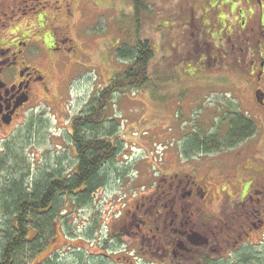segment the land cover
I'll return each instance as SVG.
<instances>
[{
    "label": "rangeland",
    "instance_id": "obj_1",
    "mask_svg": "<svg viewBox=\"0 0 264 264\" xmlns=\"http://www.w3.org/2000/svg\"><path fill=\"white\" fill-rule=\"evenodd\" d=\"M54 1L50 0L51 6H57ZM76 1L75 19L66 21L64 15L59 24L67 30H58L66 31L76 52L62 54L48 44L39 45L46 59H35L32 66L44 76L48 93L36 94L10 129L9 147L24 159L30 180L42 170L61 167L65 176L71 173L75 161L68 135L70 123L88 110L113 75L128 67L129 61L117 59L116 50L131 46L137 35L140 41L151 44L154 56L149 64L150 80L142 90L114 95L106 123L98 131L101 137L120 144L114 174L88 206H69L59 216L57 221L61 223L53 226V233L46 238L47 247L32 264L47 258L50 264H156L138 256L139 242L125 237L132 228L125 222L126 211L133 209L131 195L156 182L162 173L181 170L196 179H215L208 164L217 157L197 155L191 159L197 169L194 175L184 166L192 164L179 155H184V143L189 139L216 131L213 128L232 102L231 87L236 90L240 86L238 69L211 65L204 70L205 76H189L197 66L186 60L188 0H147V13L141 17L138 33L132 21V0ZM201 11H197L198 16ZM53 16L49 11L44 21L49 25ZM27 21L33 39L52 37L47 29L39 30L36 15ZM108 131L112 134L109 137ZM8 173L13 180L18 179L12 164ZM3 178L4 174L0 180ZM5 224L0 211V232ZM239 258L237 264L264 263V244ZM199 260V256H188L179 264H201Z\"/></svg>",
    "mask_w": 264,
    "mask_h": 264
},
{
    "label": "flooded vegetation",
    "instance_id": "obj_2",
    "mask_svg": "<svg viewBox=\"0 0 264 264\" xmlns=\"http://www.w3.org/2000/svg\"><path fill=\"white\" fill-rule=\"evenodd\" d=\"M51 3L0 0V162L11 141L10 129L36 94L48 93L44 76L32 66L45 57L39 45L62 54L76 52L66 31L58 30L67 27L59 24L64 15L66 21L75 19L77 1ZM186 9V60L197 66L189 76L203 77L211 65L234 67L240 86L231 87L232 102L213 128L219 147L201 150L189 139L179 155L189 163L197 155L217 157L208 164L215 179L200 180L178 170L136 189L133 209L125 213L126 225L132 227L125 237L139 242L138 256L156 264L184 263L188 256H199L201 264H237L240 256L264 244V0H188ZM49 11L54 16L48 25L44 17ZM32 15L39 30L49 31V40L33 39L27 26ZM236 117L249 121L252 135H228ZM184 166L197 174L193 164Z\"/></svg>",
    "mask_w": 264,
    "mask_h": 264
},
{
    "label": "trees",
    "instance_id": "obj_3",
    "mask_svg": "<svg viewBox=\"0 0 264 264\" xmlns=\"http://www.w3.org/2000/svg\"><path fill=\"white\" fill-rule=\"evenodd\" d=\"M146 1L132 0V21L137 33L141 17L147 13ZM116 53L117 59L129 61L128 67L113 75L88 110L70 123L68 135L75 161L70 174L65 176L60 167L49 172L42 170L30 180L24 159L8 146L0 162V176L5 175L0 180V211L6 221L0 232V264H32L47 247L46 238L53 233V226L61 223L57 221L59 216L69 206H88L113 176L120 144L101 137L98 131L106 123V112L115 94L146 88L150 80L149 64L154 56L151 44L140 41L138 35L131 46L122 45ZM252 134L249 121L242 117L233 119L229 136L241 138ZM111 135L108 131L107 136ZM216 138V133L197 135L192 143L198 149L211 151L219 147ZM11 164L18 173L16 180L8 173ZM40 264H50L49 258Z\"/></svg>",
    "mask_w": 264,
    "mask_h": 264
}]
</instances>
